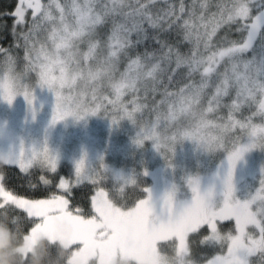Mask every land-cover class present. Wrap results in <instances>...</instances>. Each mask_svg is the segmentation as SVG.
Returning <instances> with one entry per match:
<instances>
[{"label": "snow or ice", "instance_id": "obj_1", "mask_svg": "<svg viewBox=\"0 0 264 264\" xmlns=\"http://www.w3.org/2000/svg\"><path fill=\"white\" fill-rule=\"evenodd\" d=\"M37 90L54 98L49 128L128 121L170 178L148 186L146 166L117 170L86 150L62 173L47 135L21 137L0 149V213L26 238L75 218L69 264H106L110 211L145 218L147 264H264V161L254 184L240 176L264 154V0H0V101L23 97L35 121ZM186 145L219 159L177 181Z\"/></svg>", "mask_w": 264, "mask_h": 264}, {"label": "rangeland", "instance_id": "obj_2", "mask_svg": "<svg viewBox=\"0 0 264 264\" xmlns=\"http://www.w3.org/2000/svg\"><path fill=\"white\" fill-rule=\"evenodd\" d=\"M259 54V49H257ZM54 98L46 90H37L38 114L35 121L31 120L28 105L23 97H17L11 106L0 101V149L5 151L9 143L18 144L22 137L27 144L40 143L47 135L49 147L60 156V170L62 173L71 174L75 160L79 159L82 150L89 153L90 159L95 160L97 154H103L106 162L117 170L125 172H140L146 166L150 179L163 183L169 179L164 171L163 160L152 149L151 144H146L143 149H137L132 140L135 138L136 129L128 121H123L119 126H111L109 121L100 117H89L87 122H74L68 120L49 128ZM27 120V123L25 122ZM133 159V168L131 160ZM218 157H202L193 153L190 146L186 145L183 153L177 156L179 165L176 173L177 181L185 171L208 174L217 163ZM264 161V154L259 151L249 156V167L242 170L240 176L247 177L249 184H254L252 177L258 166ZM130 167V168H128ZM150 180L148 179L149 183ZM243 187V185H241ZM50 230H40L27 238L23 237L22 243L14 250L9 246V235L0 228V264L3 259L15 253L17 257H27L34 253L40 244H57L71 247L69 238L78 232V223L75 218H51ZM133 235V223H131ZM114 244L105 248L106 264H115ZM18 253V254H17ZM66 254H68L66 250ZM72 256V249L69 252ZM114 258V259H113ZM199 259V257H196ZM72 264H87V257L74 258ZM117 264H133L132 262L119 261Z\"/></svg>", "mask_w": 264, "mask_h": 264}, {"label": "trees", "instance_id": "obj_3", "mask_svg": "<svg viewBox=\"0 0 264 264\" xmlns=\"http://www.w3.org/2000/svg\"><path fill=\"white\" fill-rule=\"evenodd\" d=\"M131 168H133V159L131 160ZM130 168V167H128ZM34 179V177H33ZM150 182L148 183V186L152 185V178L150 179ZM161 183L158 181L156 182V186H159ZM109 214L111 212L109 211ZM112 215V214H111ZM114 218H120L113 216ZM122 219V218H121ZM124 220V219H122ZM131 223L133 221H130L128 223L129 228L131 229ZM117 226H119L117 223H115ZM0 228L8 233L9 235V246L11 249H15L17 246H19L22 241L23 237L25 238V235L23 233V224L22 222H16L15 218L11 216V214H4L0 213ZM116 247L117 242L115 241L113 243ZM72 248L68 247L67 244L58 245L57 244H40L38 245L35 250L34 254H31L25 258L23 257H17L15 253H11V255L5 259H3V264H69V252ZM66 250L68 254H66ZM18 254V253H17ZM114 259V258H113ZM116 259V257H115ZM119 261H117L115 264H117Z\"/></svg>", "mask_w": 264, "mask_h": 264}, {"label": "flooded vegetation", "instance_id": "obj_4", "mask_svg": "<svg viewBox=\"0 0 264 264\" xmlns=\"http://www.w3.org/2000/svg\"><path fill=\"white\" fill-rule=\"evenodd\" d=\"M118 226L117 245L114 251L118 261L132 262L133 264H147L151 259L150 242L152 236L145 230V218L137 216L131 219L114 218L109 214ZM133 221V235L128 223ZM195 247V242H193ZM34 254V253H33Z\"/></svg>", "mask_w": 264, "mask_h": 264}]
</instances>
